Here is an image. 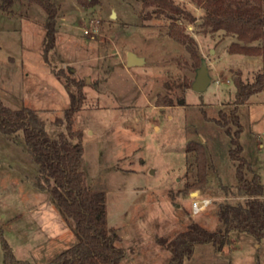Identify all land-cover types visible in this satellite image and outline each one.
<instances>
[{
  "label": "rangeland",
  "instance_id": "rangeland-1",
  "mask_svg": "<svg viewBox=\"0 0 264 264\" xmlns=\"http://www.w3.org/2000/svg\"><path fill=\"white\" fill-rule=\"evenodd\" d=\"M53 1L56 43L44 61V10L31 0H0V99L12 109L30 107L57 138L66 133L68 90L76 91L62 80L66 75L81 84L84 99L73 124L81 135V169L91 188L105 192L107 223L125 251L120 264H168L171 253L161 239L191 222L217 229L218 204L245 200L227 156L229 137L214 119L235 99L233 79L253 80L261 58L228 52L236 38L202 24L205 0H173L193 21L185 13L157 14L141 0H94L87 6ZM172 19L205 59L211 82L203 91L174 86L184 76L192 81L199 65L166 34ZM128 51L143 57V64L127 66ZM165 94L174 98L173 105H155ZM237 113L243 154L264 183V89L251 94ZM191 139L206 148L210 168L206 186L188 192L185 145ZM38 176L22 134L0 133L3 237L16 258L50 264L76 238L50 193L35 185ZM197 197L210 202L193 213ZM228 239L221 250L211 243L195 245L184 264H264V238L234 231ZM2 253L0 244V264Z\"/></svg>",
  "mask_w": 264,
  "mask_h": 264
},
{
  "label": "trees",
  "instance_id": "trees-1",
  "mask_svg": "<svg viewBox=\"0 0 264 264\" xmlns=\"http://www.w3.org/2000/svg\"><path fill=\"white\" fill-rule=\"evenodd\" d=\"M45 12L43 59L56 43L57 6L53 0H31ZM94 0H78L81 5H91ZM143 6L155 7L157 14L185 13L173 0H141ZM202 24L211 30H222L226 35L235 36L228 52L244 56H259L262 66L253 76V80L244 81L239 76L234 80L235 99L226 109H218L215 122L229 137L228 159L234 165V176L239 193L244 202L218 204L215 211L222 224L209 230L197 222H191L184 231L170 239H161L160 243L171 253L168 264H184L194 253V246L211 243L217 250L228 243L229 234L239 231L253 236L257 241L264 238V183L254 171L252 163L245 158L244 148L240 143L243 126L238 108L244 105L251 94L264 89V0H205ZM166 34L188 51L192 63L200 65L202 59L195 41L182 27L170 20L165 28ZM71 71V70H70ZM72 72V71H71ZM60 72L55 75L60 78ZM63 85L76 87L68 90L69 105L65 108L66 133L53 137L45 131L42 122L37 120L29 107L10 108L0 99V133L13 135L21 133L33 160L39 169L35 185L50 193L63 218L70 224L76 241L51 261L50 264H120L125 255L124 249L117 245L118 234L107 223L106 201L103 190H95L86 183L81 169L82 144L79 131L73 129L74 115L80 111L84 95L81 84L64 76ZM192 81L182 77L175 82V87H191ZM170 89L171 85L167 84ZM174 98L165 94L157 96L155 105H173ZM78 140L73 142V139ZM184 191L199 190L208 183L210 168L206 148L198 140H189L185 145ZM0 244L4 264H29L27 260L16 258L0 226Z\"/></svg>",
  "mask_w": 264,
  "mask_h": 264
},
{
  "label": "water",
  "instance_id": "water-1",
  "mask_svg": "<svg viewBox=\"0 0 264 264\" xmlns=\"http://www.w3.org/2000/svg\"><path fill=\"white\" fill-rule=\"evenodd\" d=\"M110 16L114 17V13H111ZM143 62H144L143 57L138 56L134 51H128L126 57L127 66H132V65L138 66L143 64ZM199 64L200 65L196 68V73L191 83V88L196 92L205 90L211 82L208 72V67L207 64L205 63V59L202 58ZM183 101L184 100L181 99L180 103H183Z\"/></svg>",
  "mask_w": 264,
  "mask_h": 264
},
{
  "label": "built area",
  "instance_id": "built-area-1",
  "mask_svg": "<svg viewBox=\"0 0 264 264\" xmlns=\"http://www.w3.org/2000/svg\"><path fill=\"white\" fill-rule=\"evenodd\" d=\"M210 200L207 198H196L193 200L191 204V209L193 213L199 212L201 209H204L208 204Z\"/></svg>",
  "mask_w": 264,
  "mask_h": 264
},
{
  "label": "crops",
  "instance_id": "crops-1",
  "mask_svg": "<svg viewBox=\"0 0 264 264\" xmlns=\"http://www.w3.org/2000/svg\"><path fill=\"white\" fill-rule=\"evenodd\" d=\"M195 193H197V192H195Z\"/></svg>",
  "mask_w": 264,
  "mask_h": 264
}]
</instances>
